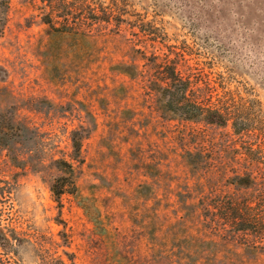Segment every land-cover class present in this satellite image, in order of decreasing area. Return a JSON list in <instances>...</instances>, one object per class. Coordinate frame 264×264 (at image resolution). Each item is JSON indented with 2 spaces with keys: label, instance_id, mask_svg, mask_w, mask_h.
<instances>
[{
  "label": "rangeland",
  "instance_id": "374dc122",
  "mask_svg": "<svg viewBox=\"0 0 264 264\" xmlns=\"http://www.w3.org/2000/svg\"><path fill=\"white\" fill-rule=\"evenodd\" d=\"M75 1L60 32L41 0L0 9V116L15 130L0 135V264H264L199 206L235 192L221 165L185 161L264 156V0ZM171 62L243 105L250 137L170 112L155 71ZM61 159L77 191L58 202Z\"/></svg>",
  "mask_w": 264,
  "mask_h": 264
},
{
  "label": "trees",
  "instance_id": "16d2710c",
  "mask_svg": "<svg viewBox=\"0 0 264 264\" xmlns=\"http://www.w3.org/2000/svg\"><path fill=\"white\" fill-rule=\"evenodd\" d=\"M41 2L50 7V13L44 16L43 22L57 32L61 30L55 26L54 17L68 23L70 18L74 19V15L80 11L75 0H41ZM10 5L11 0H0V9L4 13L8 12ZM93 13L99 21H109L110 13ZM155 72H158L156 79L166 84V87L161 89V93L170 112L187 121H205L211 126L226 127L231 124L233 135L238 140L250 137L253 130L249 127L250 120L246 117L243 105L236 104L232 98H226V95L219 96L214 88L204 82V87L198 85L197 88L193 86L191 88L190 76H183L173 62L171 65L158 66ZM17 129L23 134L22 128ZM14 131L13 125L0 116L2 140L8 143V135ZM76 143V149H80V142ZM242 149L232 151V158L223 164L218 158H211L203 150L186 152L185 161L192 170L206 172L214 169V163L217 162L222 170L217 169L215 174L226 179L235 191L230 196H218V199L224 198L219 203L207 201L209 197L200 199L199 206L206 220L208 218L207 223L212 227L227 230L233 233V236H241L243 241L255 250H264V156L259 146L256 149L251 147ZM55 164L64 175L54 179L51 192L57 201L61 202L65 194L74 195L77 187L73 179L72 163L61 159ZM215 174L213 173L212 176ZM216 199L217 197L212 200L216 202ZM209 216H212L210 222H208ZM3 241V235L0 233V244Z\"/></svg>",
  "mask_w": 264,
  "mask_h": 264
}]
</instances>
